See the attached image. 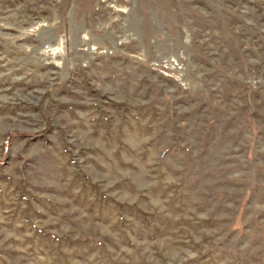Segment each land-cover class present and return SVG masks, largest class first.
Wrapping results in <instances>:
<instances>
[{
	"label": "rangeland",
	"instance_id": "1",
	"mask_svg": "<svg viewBox=\"0 0 264 264\" xmlns=\"http://www.w3.org/2000/svg\"><path fill=\"white\" fill-rule=\"evenodd\" d=\"M0 264H264V0H0Z\"/></svg>",
	"mask_w": 264,
	"mask_h": 264
}]
</instances>
